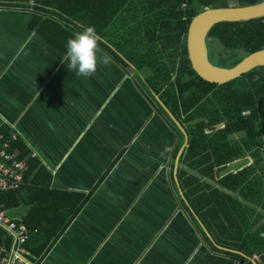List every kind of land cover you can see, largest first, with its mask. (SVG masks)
Segmentation results:
<instances>
[{
  "label": "crops",
  "instance_id": "1",
  "mask_svg": "<svg viewBox=\"0 0 264 264\" xmlns=\"http://www.w3.org/2000/svg\"><path fill=\"white\" fill-rule=\"evenodd\" d=\"M31 18V9L0 7V129L15 133L50 174L49 189L90 192L39 264H245L207 244L189 202L177 201L173 122L133 72L98 45L96 72L77 76ZM250 162L236 159L221 173ZM30 207L4 210L21 220ZM222 224L230 239L234 230Z\"/></svg>",
  "mask_w": 264,
  "mask_h": 264
},
{
  "label": "trees",
  "instance_id": "2",
  "mask_svg": "<svg viewBox=\"0 0 264 264\" xmlns=\"http://www.w3.org/2000/svg\"><path fill=\"white\" fill-rule=\"evenodd\" d=\"M259 1L0 0V7L31 9L32 28L63 54L67 39L85 26L93 27L98 45L124 69L131 70L149 95L158 94L188 135L177 170L184 197L217 244L241 251L246 258L218 250L201 231L204 241L245 264H252L247 258L254 255L257 264H264V66L222 84L204 81L190 66L186 33L191 19L207 7L245 6ZM206 47L213 65L234 66L246 54L264 48V16L213 25ZM170 125L176 134L175 157L183 137L173 123ZM217 125L220 127L215 129ZM0 132L7 138L11 134L7 127ZM11 149L26 161L27 170L18 189L1 193L0 203L3 208L31 204L21 219L29 234L24 246L29 263L39 264L90 192L49 189L50 174L30 157L22 141H11ZM243 157L251 162L234 173H221L228 163ZM176 199L184 204L181 198ZM188 215L193 219L189 211ZM222 223L234 230L230 239ZM241 228L246 229L244 235L238 231ZM11 244V236L0 227V245L9 249Z\"/></svg>",
  "mask_w": 264,
  "mask_h": 264
},
{
  "label": "water",
  "instance_id": "3",
  "mask_svg": "<svg viewBox=\"0 0 264 264\" xmlns=\"http://www.w3.org/2000/svg\"><path fill=\"white\" fill-rule=\"evenodd\" d=\"M264 16V0L257 3L245 6H230V7H207L197 15H195L187 28L186 33V51L187 58L193 71L204 81L216 84H222L228 82L236 77H239L246 72L254 69L258 66H264V48L253 51L246 54L238 63L232 67H221L213 65L207 56L206 40L207 35L213 25L220 22H236L245 21L249 19L259 18ZM156 103L165 112L168 118L177 127L183 137L182 145L177 150L175 159L173 162V179L177 187L180 198L188 205L177 178V170L179 159L188 145V135L182 126V124L175 118V116L169 111L164 103L159 98L158 94L151 92ZM190 212L197 220L202 231L209 239V241L218 249L237 253L240 256L246 258V255L235 249L223 247L217 244L212 238L207 228L202 224L197 215L190 209ZM252 264H257L254 258H247Z\"/></svg>",
  "mask_w": 264,
  "mask_h": 264
},
{
  "label": "built area",
  "instance_id": "4",
  "mask_svg": "<svg viewBox=\"0 0 264 264\" xmlns=\"http://www.w3.org/2000/svg\"><path fill=\"white\" fill-rule=\"evenodd\" d=\"M246 113V111L243 112V114ZM16 139L18 137L15 133H11L7 138L0 132V195L18 189L27 170L26 161L18 158L17 150L11 149V141ZM0 227L12 239L11 249L0 245V264L29 263L26 258L27 250L24 246L29 238L28 230L21 220L11 218L5 213L2 203H0Z\"/></svg>",
  "mask_w": 264,
  "mask_h": 264
},
{
  "label": "clouds",
  "instance_id": "5",
  "mask_svg": "<svg viewBox=\"0 0 264 264\" xmlns=\"http://www.w3.org/2000/svg\"><path fill=\"white\" fill-rule=\"evenodd\" d=\"M99 37L91 26H85L74 33L65 43L67 67L75 71L77 76L87 78L97 70V47ZM103 63H110L105 56Z\"/></svg>",
  "mask_w": 264,
  "mask_h": 264
},
{
  "label": "rangeland",
  "instance_id": "6",
  "mask_svg": "<svg viewBox=\"0 0 264 264\" xmlns=\"http://www.w3.org/2000/svg\"><path fill=\"white\" fill-rule=\"evenodd\" d=\"M214 47H215V46H214ZM219 127H220V125H219V126L217 125V126H215L214 128H215V129H218ZM242 163H243V161H239V162L237 161L236 163L232 164L231 166L237 168L238 165H240V164H242ZM231 166H230V167H231Z\"/></svg>",
  "mask_w": 264,
  "mask_h": 264
}]
</instances>
